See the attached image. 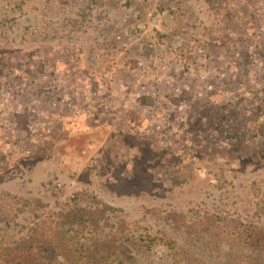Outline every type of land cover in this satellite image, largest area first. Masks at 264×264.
Returning <instances> with one entry per match:
<instances>
[{"label":"rangeland","instance_id":"374dc122","mask_svg":"<svg viewBox=\"0 0 264 264\" xmlns=\"http://www.w3.org/2000/svg\"><path fill=\"white\" fill-rule=\"evenodd\" d=\"M0 199L4 244L44 219L76 264L248 253L224 232L264 228V0H0Z\"/></svg>","mask_w":264,"mask_h":264},{"label":"trees","instance_id":"16d2710c","mask_svg":"<svg viewBox=\"0 0 264 264\" xmlns=\"http://www.w3.org/2000/svg\"><path fill=\"white\" fill-rule=\"evenodd\" d=\"M0 201L2 202L3 200L0 199ZM20 209L18 203L9 205L8 202H4V205H0V223L2 222L5 227H9L12 220L18 217L17 213L20 212ZM260 209L264 213V207ZM63 216L67 223L69 221H83L84 219L83 215L77 212H67ZM90 218H93V214H91ZM43 223H45L44 219L37 225H34V227H28L27 231H25L17 241L13 243L7 242V245L2 242L3 238L0 237V244L3 243L0 245V261L3 264H64L65 262L76 264L79 262L78 260L81 258L79 255H81V253L77 251L76 248L67 247L66 244H57L55 247L52 246V243H55L54 241H58V239L54 236H50L49 232L47 233L41 228ZM13 225L16 226L18 223H13ZM208 225L209 224L206 226ZM244 227H246L244 231L239 229L231 233L230 231H226L224 234L227 237H231L235 234V240L243 247H246L248 253L241 255L230 253L227 255L223 264H264V228L250 224ZM7 231L8 230H4L1 235ZM205 232H207L212 239L214 238L213 236H216L213 230H206ZM62 240L63 239L60 241ZM159 242L172 251L173 255H181L180 261L184 262V264H207L203 260L196 259L190 254L182 251L176 243L170 239H168V241L159 239Z\"/></svg>","mask_w":264,"mask_h":264}]
</instances>
